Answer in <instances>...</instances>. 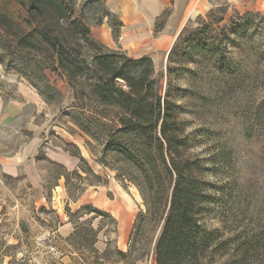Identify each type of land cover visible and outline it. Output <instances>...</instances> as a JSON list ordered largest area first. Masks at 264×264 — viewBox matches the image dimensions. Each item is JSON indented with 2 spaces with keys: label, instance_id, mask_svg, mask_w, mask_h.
<instances>
[{
  "label": "rangeland",
  "instance_id": "rangeland-1",
  "mask_svg": "<svg viewBox=\"0 0 264 264\" xmlns=\"http://www.w3.org/2000/svg\"><path fill=\"white\" fill-rule=\"evenodd\" d=\"M211 3L209 12L184 26L172 62L166 57L153 60L155 75H163L162 88H168L177 104L189 140L186 154L199 160L200 175L220 196L205 218L207 224L247 244L239 264H264V0ZM75 11L89 26L107 12L103 0H75ZM200 43L206 50L196 47ZM13 47L0 32V82L23 79L35 87L48 104L49 139L53 144L69 141L65 147L72 150L78 145L101 176L82 159L81 177L75 171L68 174L70 194L84 190L87 182L100 181L107 198L126 194L133 214L122 224L110 211L84 209L94 207L87 204L68 214L74 229L64 234L56 231L60 219L51 207L7 214L9 196L0 183V200L6 202L0 211V264H155L159 226L146 213L136 185L142 174L120 153H104L109 121L95 116L101 108L87 97L77 100L76 89L66 79L42 68L36 56L12 52ZM92 52L86 46L83 55L89 59ZM82 88L89 89L87 84ZM51 168L57 172L56 166ZM88 196L85 193L80 202ZM25 198L29 202L30 197ZM226 259L222 255L216 264Z\"/></svg>",
  "mask_w": 264,
  "mask_h": 264
},
{
  "label": "trees",
  "instance_id": "trees-1",
  "mask_svg": "<svg viewBox=\"0 0 264 264\" xmlns=\"http://www.w3.org/2000/svg\"><path fill=\"white\" fill-rule=\"evenodd\" d=\"M0 32L12 41V52L36 56L42 68L76 89L77 100L84 96L101 108L95 116L109 121L104 153H120L142 174L136 185L146 213L159 226L153 245L155 264H216L222 255L227 259L221 264L244 259L247 244L235 234L224 236L205 220L220 196L200 175L199 160L186 154L189 140L177 104L168 88H162L163 75H155L150 56L133 57L104 47L76 14L75 0H0ZM86 46L93 51L89 59L83 55ZM196 47L206 50L202 43ZM166 69L168 76L169 64ZM83 84L89 89L84 90ZM260 106L264 109V100ZM84 209L104 213L92 206Z\"/></svg>",
  "mask_w": 264,
  "mask_h": 264
},
{
  "label": "crops",
  "instance_id": "crops-1",
  "mask_svg": "<svg viewBox=\"0 0 264 264\" xmlns=\"http://www.w3.org/2000/svg\"><path fill=\"white\" fill-rule=\"evenodd\" d=\"M103 3L107 12L99 22L89 26L92 36L108 49H120L133 57L147 55L155 61L167 59L186 23L205 15L212 7L211 0H103ZM110 17L116 20L115 24ZM48 129V104L35 87L23 79L0 82V183L5 196H9L7 214L51 207L60 219L56 231L69 234L74 228L68 214L88 204L111 212L122 224L127 223L133 210L123 192H119L118 199L107 198L103 185L97 181L87 182L84 190L70 194L66 185L68 174L75 171L81 177L82 159L97 177L101 176L88 164L78 145H73L72 150L65 147L69 141L53 144ZM52 166H56L57 172ZM85 193L89 196L80 202ZM26 196L30 197L29 202ZM2 203L0 200V211L6 202Z\"/></svg>",
  "mask_w": 264,
  "mask_h": 264
}]
</instances>
